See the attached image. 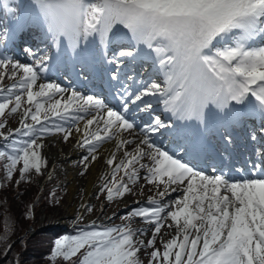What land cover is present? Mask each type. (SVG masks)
I'll list each match as a JSON object with an SVG mask.
<instances>
[{
  "label": "snow or ice",
  "instance_id": "1",
  "mask_svg": "<svg viewBox=\"0 0 264 264\" xmlns=\"http://www.w3.org/2000/svg\"><path fill=\"white\" fill-rule=\"evenodd\" d=\"M24 7L40 20L54 47L66 45L73 55L90 46L101 50L99 58L117 69L110 73L118 85L113 88L117 104L109 106L102 98L66 90L58 83H39L40 73L48 69L49 55L45 53L33 63L9 58L2 50L4 39L14 36L15 29L3 27L0 129L6 127L7 115L21 112L19 127L0 131L6 142L0 145V159L6 160L5 178L11 179L18 165L20 180L30 170L39 174L47 161L41 155L38 136L63 133L67 141L72 129L64 124L83 121V128H76L81 133L77 146L86 148L91 160L97 159V148L104 141L115 139L116 148L123 149L119 162L114 163L115 153L106 160L113 166V179H105L100 191H106L108 201L131 192L129 184L136 183L142 169L146 183L158 189L122 217H138L152 228L146 242L136 237L147 228L93 223L55 239L48 260L143 264L140 251L152 249L145 252L147 264H264V152L257 149L259 161H249L246 176L216 168L206 174L149 136L175 128L172 120L166 123L162 115L154 114L149 98L162 103L164 112L175 121H194L205 128L210 106L239 120L241 113L231 106L235 102L259 116L264 144V0H30ZM0 8L20 11L8 8L7 0H0ZM25 51L36 55L30 49ZM137 57L152 61L155 79L121 78L119 69L125 60ZM5 78L14 82L5 87ZM90 112L95 114L85 119L84 114ZM140 113L147 114L150 122L141 126L137 121ZM137 128L143 138L128 151L125 146L133 140L120 134ZM224 139L231 142L230 136ZM252 139L257 136L253 134ZM195 148L193 144L192 150ZM88 160L89 156L81 160L85 168ZM174 192L182 195L165 203L164 198ZM28 207L25 215L31 214V205ZM165 226L174 228L175 234L161 240V250L155 247L156 237ZM4 238L0 236V240ZM10 248H4L5 255Z\"/></svg>",
  "mask_w": 264,
  "mask_h": 264
},
{
  "label": "rangeland",
  "instance_id": "2",
  "mask_svg": "<svg viewBox=\"0 0 264 264\" xmlns=\"http://www.w3.org/2000/svg\"><path fill=\"white\" fill-rule=\"evenodd\" d=\"M7 2H8V8L10 9L19 8L20 9V11L18 12L17 11L10 12L6 10L4 11L5 19L9 18V22L10 21L14 22L17 16H20V15L22 16L23 13H26L28 16H31V18L34 19L36 23L39 22L41 24L40 20L35 16V14L29 13V11L24 7V5L28 4L30 0H7ZM42 27H43V32L40 33L39 35L40 39H36L37 41H31L32 45L38 43L36 46H28L24 44H19L20 49L22 48L21 51H18L19 56L16 55L15 51H12L10 53L5 48L7 38L4 39L2 50L6 53V55L9 58H12L14 60H18L24 63H33L35 59L47 53L50 57L49 61L47 62L48 69L46 72L40 73L41 79L38 82L39 83H43V82L58 83L61 87L65 88L66 90H75L76 88L62 84L60 82L61 78L59 79V78H56L55 76L47 74V72H50V70L53 69V66L51 67V64H50L51 58L53 57L54 60H57L59 58V55H64L66 45L54 47L50 37L46 35V28L43 25ZM46 40L50 42V46H52V48H50L49 46L46 47V45L48 44L46 42L39 43V41H46ZM26 49H30L31 52L35 53L36 55L30 56L26 54V51H25ZM91 49L92 50L94 49L99 52L101 51L98 48L92 47V46H91ZM128 59L129 58H127L126 60ZM125 65L126 63L123 64V66ZM123 66L120 67L119 71L122 70ZM89 67H90L91 73H93V69L99 66L97 64H94V67L93 65H89ZM112 67L113 69H111L106 75V80L109 79L108 76H110L111 71L117 70L115 68V65H112ZM52 73H53V70H52ZM101 78L102 80L100 82H103L104 76H102ZM13 82H14L13 79L5 78V80L2 83H3V86L7 87L11 85ZM79 92H81L84 95H89V93L87 92L84 93L80 89H79ZM94 114L95 112L84 114L85 119L91 118V116ZM154 114L162 115V118L166 122V119L164 118L163 114H161L158 111H155ZM165 114H169V113L165 112ZM145 116L147 117V114H145ZM20 118H21L20 111H18L15 114L7 115L4 118L6 122V127L4 129H0V131L7 132L9 129H15L16 127H19ZM137 121L140 123L141 126H143V123L150 122V119H148L147 121L137 119ZM27 122L31 123L32 121L28 119ZM57 122L60 123L59 121ZM49 123L51 124V121ZM83 123H84L83 121H80L78 122V124L76 123H70V124L65 123L64 124V127L66 128L70 127L72 129V135L69 137L67 141L63 139V133H52V134L44 135L42 137L38 136V142L43 145L42 148L40 149L41 155L47 161L45 165H42V170L39 174L36 173L34 170H30V172L26 175V177L23 180H20L18 168L21 165H18L17 171L13 172V177L11 179H6L4 169H3V164L6 163V160L4 159L2 161L0 160V180L5 182V188L2 189L1 195L4 196L9 201V206L11 208L20 211V206L23 204L22 202H27L28 200H30L34 196V193L35 195H38L39 191H41L42 188L44 189L46 185L51 184L50 185L51 188L57 189L56 191H54V194L49 195V197L54 198L53 203H56V204L41 206L38 204L39 202H37L36 199L34 200L32 204H30L32 208H34V211H36L37 215L36 214L34 215L37 216L38 218L34 225L32 223H26L24 226L23 236L25 235L29 239H32L33 241H30L29 239L28 240L24 239V237L22 236L21 240L17 244H15V246L16 245L20 246V248L18 249L22 252H25L26 247L28 246L27 241H29L30 244L32 243L28 249H32L33 251L38 252L39 250H42L43 246L46 245L45 242L46 240H48V237L50 240H51V237H58L57 233H55L53 230L58 231V229H62V228L68 229L70 226L78 225L82 222L84 223L86 222V224L95 223L96 225L103 224V225H108V226L121 225V224L127 223L132 228L133 226H139L140 224L141 227L143 226L147 228V231L143 232L142 234L137 233L136 238L143 239L146 242L147 239L151 238L152 236V228L148 225H145L144 223H141L140 218L134 217L131 220H122V217H125L127 212L130 211L133 207L138 206L140 202H145V201H142L143 200L142 198L144 196H146V198H148L149 196H153L154 191L148 194L146 190L149 189V187L150 189H155V185L147 183V185L145 186L142 183H139L138 181H136L135 184H137V186H135L134 189H136L137 192L134 194V196L139 194V200L134 201L133 199L134 197L132 195L131 196L127 195L128 194L127 193L123 197H117L112 201H108L106 198V191L101 192L100 189L105 179L109 181L113 179L112 176L110 175V170L112 166H109L107 164L104 166L103 164L100 176L97 175V177L94 179L92 177L93 179L91 181L92 190L90 191V193L85 195L83 192V189L86 188V182L90 178V169H89L90 165L93 163L95 164L100 157H103L102 153L104 149V144H107L110 141L114 142L115 139H112L109 141L107 140L100 144L96 152L97 159L94 161L91 160L90 154L87 152L86 148H81L82 150L78 152V154H76L74 158L71 157V158L66 159L65 161L63 160L64 154H66V152L68 151L67 147L69 143L74 139V132H76V128L77 127L81 128ZM150 134H153V133H150ZM14 137H19V136H15L14 134ZM19 138L23 139V137H19ZM0 143H5V141L2 138H0ZM133 145L135 144L127 145L125 146V148L128 150L129 148H132ZM84 156H89V160L87 161L88 163L87 168H85L84 165L81 163V160ZM119 158L118 160L121 159ZM69 159L74 160V164L72 160L68 163ZM62 170L63 172L66 171V173L65 175L63 174L61 176L59 175V173ZM120 175H122V172L117 174V178ZM17 180H20V182L17 183L16 182ZM17 184H20V185H17ZM131 185L132 184L130 183L129 188L131 187ZM18 192L20 194H18ZM71 193L75 195L73 198V202L71 201L72 200L70 196ZM165 203H168V202H165ZM89 208H91L92 210L89 211L88 210ZM168 222L170 223V221ZM50 231L53 232V235L52 233L51 235H49ZM45 232L47 235H45ZM40 233H44V234H40ZM174 234H175L174 228L169 229L167 226H165L162 229V232L158 234L156 237L155 247L160 248L162 250L161 240L169 239L171 238V235H174ZM53 240L55 239L53 238ZM14 242H16V239H12L11 245H13ZM19 250H18V253H20ZM151 250L152 249H147V250L142 249L140 251L139 256L143 260V264H147V261H148V256L145 254V252L147 251L150 253ZM31 257H32L31 259L37 258L33 256Z\"/></svg>",
  "mask_w": 264,
  "mask_h": 264
},
{
  "label": "trees",
  "instance_id": "3",
  "mask_svg": "<svg viewBox=\"0 0 264 264\" xmlns=\"http://www.w3.org/2000/svg\"><path fill=\"white\" fill-rule=\"evenodd\" d=\"M5 143H0V145H4ZM7 143H10V141ZM7 150L10 151V149H7ZM0 160L2 161L3 159H0ZM17 185H20V184H17ZM50 185H46L44 189L42 188V190L39 191L38 195H35L34 193V196L27 202H22L23 204L20 206V211H18L16 209L11 208L9 206V201L4 196L1 195L2 189L5 188V182L0 180V236L5 237L3 240H0V264H17V262L18 264H65V262H63L60 259H58L55 262H52V261H49L47 258L50 254L51 248L54 246L55 240H53V238L57 239L59 236L64 235V234H75L76 229L82 226H88L86 223L82 222L78 225L70 226L68 229L62 228V229H58V231L53 230L55 233H57L58 237H51V240L48 237V240H46L45 242L46 245L43 246L42 250H39L38 252L33 251L32 249H28L32 243L30 244V242L27 241L29 239L27 236L25 235L23 236L25 224L32 223L34 225L38 218L37 216L34 215L36 214V211H34V208H32V206L31 208L33 209V211L32 209H30L31 214L25 215V213L29 211L28 206L32 204L35 199L37 202H39L38 204L41 206L56 204V203H53L54 198L49 197V195L54 194V191H56L57 189L51 188ZM18 194L20 193L18 192ZM5 217H7V220H8L9 231L7 232H5ZM51 233L53 235L52 231H50L49 235H51ZM40 234H44V233H40ZM45 235H47L46 232H45ZM22 236L24 237V239H27L26 241H27L28 246L26 247L25 252H22L18 249L20 248L19 245L15 246V244H17L21 240ZM12 239H16V242H14L13 245H11ZM29 240L33 241L32 239H29ZM8 245H11V248L5 255L3 250ZM18 250L20 251V253H18ZM31 256L37 257V258L31 259L32 258Z\"/></svg>",
  "mask_w": 264,
  "mask_h": 264
},
{
  "label": "bare ground",
  "instance_id": "4",
  "mask_svg": "<svg viewBox=\"0 0 264 264\" xmlns=\"http://www.w3.org/2000/svg\"><path fill=\"white\" fill-rule=\"evenodd\" d=\"M38 44V43H37ZM49 49V48H48ZM50 50V49H49ZM52 59V58H51ZM66 87V86H65ZM231 106L233 107V109H234V111H236V112H239V113H241V115L242 116H246L247 118H248V122H249V131H250V133L251 134H255V132H258V126H256V124H258V123H260L261 121H258L254 116H251V113H248L247 111H246V109L244 108V107H242L241 108V105H237L235 102H233V103H231ZM236 107V108H235ZM89 119V118H88ZM215 122H216V120H214ZM237 121L238 120H234L233 119V115L230 113L229 114V116H228V119H226V120H223V118L221 119V121H220V124L222 125V126H224V128L226 127L225 125L226 124H228V123H234L236 126H238V124H237ZM70 124V123H69ZM246 124H248V123H246ZM93 128H95L96 127V125H93L92 126ZM81 128H83V125L81 126ZM181 129V128H180ZM184 130H186V127L184 128ZM210 132H213V129H211L210 128ZM179 133L181 134V131L179 130ZM187 133L188 134H190L191 136H192V133H191V131L190 130H187ZM214 133V132H213ZM214 135H215V133H214ZM80 136H81V133L80 132H74V139L69 143V145H68V151L66 152V154H64V156H63V160L65 161L66 159H68V158H71V157H73L74 158V156L76 155V154H78V152H80L82 149L80 148V147H78L77 146V142L79 141V139H80ZM244 136V135H243ZM121 137L123 138V139H132L133 140V143L132 144H137V143H139V141L142 139V138H140V136H139V132L137 131V130H133L131 133H129V132H123V133H121ZM165 139H167V137L165 136L164 137V140ZM196 139L202 144V147H203V149H204V153H202L201 154V156H203V158H206V159H210L211 161H217V159L215 158V156H214V153H213V151L210 149V147H208V146H206L205 144H203L202 142H201V137H200V135H198V136H196ZM192 145L193 144H188V146H186L189 150L188 151H186L185 152V155H186V157L188 158V159H191V160H193L194 159V157L195 156H197V155H200V152L198 151V149L197 148H195V151H193L192 150ZM127 146V145H126ZM143 146V145H142ZM143 147H145V146H143ZM205 147H206V149H205ZM246 149L248 150V146L246 145ZM250 150V149H249ZM248 150V151H249ZM121 151H122V149H117L116 148V140L114 141V142H111L110 144H104V149H103V153H102V155H103V157H100L98 160H97V162L94 164H91L90 165V167H89V169H90V178L88 179V181L86 182V188H84L83 189V192H84V194L86 195V194H88V193H90V191L92 190V186H91V184H92V180L94 179V178H96L97 177V175L98 176H100V174H101V170H102V165L104 164V166L107 164L106 163V160L113 154V153H115V155H116V160L115 161H117L118 160V158L119 157H121ZM170 151V150H169ZM170 152H172V151H170ZM78 156V155H77ZM238 156H239V152H238V150L236 149V151H235V157L236 158H238ZM252 158V157H251ZM72 159H69L68 160V163L71 161ZM114 161V162H115ZM72 162H73V164H74V160H72ZM76 162H78V161H76ZM144 162H147L146 161V159H145V161ZM56 163V162H55ZM54 163V164H55ZM222 166H220V164H219V168L218 169H222L221 168ZM82 170V169H81ZM65 173H66V171L65 172H63V170L59 173V175H65ZM144 175H145V170H140V176H139V179L137 180L139 183H142L143 185H147V183H145L146 181L144 180ZM246 175H248V172L246 173ZM245 175V176H246ZM92 177H93V179H92ZM135 186H137V184H132L131 185V187H130V189H131V192H129L127 195H132L134 198V201L135 200H139V194H137L136 196H134V194L137 192L136 191V189H134V187ZM162 188H163V186H160V190H162ZM157 187L155 188V189H150V187H149V189H147L146 191H147V193L148 194H150L152 191H154V195L156 194V192H157ZM72 192H74V191H72ZM77 193H78V191H77ZM172 194V193H171ZM71 201L73 202V198H74V194L73 193H71ZM78 196V195H77ZM145 198H146V196H144L142 199V201H145ZM166 198H169V197H166ZM71 211V210H70ZM110 218H112V217H110ZM135 221V220H134ZM136 223H138V222H136ZM141 223H143L142 221H141ZM134 225V224H133ZM133 228L134 229H138V228H145V227H141L140 226V224H139V226H133Z\"/></svg>",
  "mask_w": 264,
  "mask_h": 264
}]
</instances>
